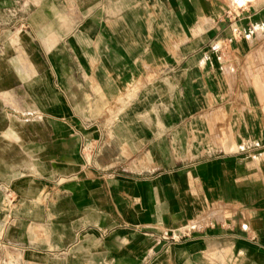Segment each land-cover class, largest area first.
<instances>
[{"label":"crops","instance_id":"obj_1","mask_svg":"<svg viewBox=\"0 0 264 264\" xmlns=\"http://www.w3.org/2000/svg\"><path fill=\"white\" fill-rule=\"evenodd\" d=\"M25 1L0 264H264V0Z\"/></svg>","mask_w":264,"mask_h":264},{"label":"rangeland","instance_id":"obj_2","mask_svg":"<svg viewBox=\"0 0 264 264\" xmlns=\"http://www.w3.org/2000/svg\"><path fill=\"white\" fill-rule=\"evenodd\" d=\"M30 6L25 0H0V23L2 26H11L7 34L24 26L23 17L29 11ZM15 20H17L16 25H14ZM19 34H14L11 39L16 41Z\"/></svg>","mask_w":264,"mask_h":264},{"label":"built area","instance_id":"obj_3","mask_svg":"<svg viewBox=\"0 0 264 264\" xmlns=\"http://www.w3.org/2000/svg\"><path fill=\"white\" fill-rule=\"evenodd\" d=\"M235 35H241V32L237 29H234V37ZM233 37H229L227 38V41H231ZM98 150V144L97 143H92V141H89V142H85L83 145H82V148H81V151H82V155L84 157V161L86 164H90L91 163V158L92 156L97 152ZM7 194L9 195L10 192L8 191ZM183 236V235H182ZM179 238V236L171 233L170 235V239L171 240H175Z\"/></svg>","mask_w":264,"mask_h":264}]
</instances>
